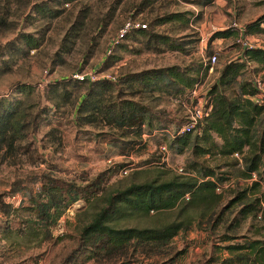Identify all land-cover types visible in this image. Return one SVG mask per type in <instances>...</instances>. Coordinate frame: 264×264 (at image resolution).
I'll return each mask as SVG.
<instances>
[{"label":"trees","instance_id":"obj_1","mask_svg":"<svg viewBox=\"0 0 264 264\" xmlns=\"http://www.w3.org/2000/svg\"><path fill=\"white\" fill-rule=\"evenodd\" d=\"M75 1L63 2L70 4ZM159 1L142 0L136 10L138 13L150 11ZM213 1L198 3L204 7L211 6ZM39 11L51 19L60 16V12L53 9H49V13L43 8ZM202 15L196 16L194 21L189 12L163 14L148 24L147 29L134 30L125 39L132 38L153 53L172 51L190 55L199 42L194 35L174 39L156 32L155 28L165 23L180 22L187 30L192 23L199 22ZM245 34L264 37V15L245 25ZM237 36L232 29L214 33L210 38L208 56L214 55L215 41H235ZM237 47L235 43L230 49ZM32 48H37L36 42H33ZM110 63L107 59L104 66L109 67ZM251 67L254 73L264 72V45L241 49L236 59L222 66L219 77L204 96L205 112L200 121L194 123L187 118L171 124L173 135L170 132L172 137L166 135L169 148L179 155L191 154L192 159L185 170L192 175H175L155 167L156 178L133 180L111 192L105 190L103 180H94L80 189L71 184L60 185L46 175L37 196L26 195L33 202L30 208L36 212L37 219L31 221L26 230L20 228L18 232L37 237L44 235L46 241L49 229L57 225L71 205L80 200L87 203L100 200L101 205L92 221L81 229L79 246L81 251L89 254L88 259H121L131 250L149 252L167 247L181 233L188 232L197 218L200 221L209 219V222L218 218L216 224H220L225 211H234L231 210L233 208H239L238 216L233 220L236 226H241L250 218L264 220V96L254 80L246 78V72ZM211 68V65L202 62L186 67L176 65L121 74L114 80L107 77L94 81L61 78L46 86L51 97L40 94L31 85L18 84L12 98L0 96V150L9 149L17 154L22 142L27 139L29 129H40L42 121L45 127L47 123L54 122L64 126L66 121L77 129V134L81 136L78 139L88 138L89 142L103 143L107 150L106 159L117 154L129 156L146 147L143 140L145 134L151 136L154 132L168 130L169 120H164L161 113L155 111L162 98L170 97L180 104L198 103L193 92L204 83ZM262 78L264 83V76ZM36 92L38 112L29 120L31 113L25 99ZM84 127L109 128L110 133H95ZM235 154L241 155L242 163L235 158L233 163H224L231 168L230 172H221L222 166L207 165L206 158L230 159ZM1 158V162L7 160L6 154H2ZM115 168L123 174L129 173L131 167L119 165ZM253 174L257 176L256 181L234 190V198L221 208L225 189L218 193L217 188L231 182L230 176L248 181ZM13 189L12 197L17 192L25 193L20 185H15ZM13 210L11 203L0 204V212L6 218L11 217ZM171 211H177L176 218L160 226L141 228L127 225L148 219L152 214ZM230 240L233 238L224 241ZM225 248L232 256L223 264H264V241L247 239L243 244Z\"/></svg>","mask_w":264,"mask_h":264},{"label":"rangeland","instance_id":"obj_2","mask_svg":"<svg viewBox=\"0 0 264 264\" xmlns=\"http://www.w3.org/2000/svg\"><path fill=\"white\" fill-rule=\"evenodd\" d=\"M63 1L0 0V96L12 98L18 84H26L35 87L40 94L51 97L46 89L49 82L78 74L119 77L121 74L153 68L205 63L209 57L210 38L215 32L230 29L234 22L245 26L264 15V0H214L211 6L204 7L198 1L205 0H161L154 9L142 13L136 10L142 0H77L70 4ZM41 8L47 13L49 9L58 11L60 16L51 19L39 11ZM186 12L192 13L193 20L200 13L203 15L187 30L180 22H173L159 25L155 31L174 39L194 35L199 42L190 55L172 51L149 52L132 38L114 46L115 38L127 21L137 20L150 25L163 14ZM253 38L264 45L263 36ZM33 42L37 44L36 49L32 48ZM235 43L233 39L214 42L217 62L193 95L200 107H204V96L219 77L222 66L239 56V46L236 50L230 49ZM107 59L111 62L109 67L104 66ZM252 68L246 72V78L262 80L264 72L257 74ZM37 92L25 99L31 113L29 120L38 112ZM147 103L150 102L147 100ZM196 104H180L176 99L162 98L155 111L160 112L164 120H169L168 130L164 133L154 132L151 136L145 134L143 140L146 147L129 156L117 154L106 159L107 150L103 143L89 142L88 138L78 139L81 136L77 134V129L66 124V121L64 126L54 122L47 123L46 127L42 121L40 129H29L27 139L22 142L21 150L16 155L9 149L0 150V160L4 153L7 159L0 161V204L11 203L14 209L10 218L0 212V254L5 251L8 264H223L225 259L232 256L225 248L228 245H240L247 239L264 241L263 218H250L241 226H236L233 220L238 216L239 208H233L231 210L234 211H225V217L220 215V224H216L218 218L210 222L209 219L200 221L197 218L188 232L181 233L167 247L149 252L131 250L128 256L121 259H88L89 254L81 251L79 246L80 232L92 221L101 205L100 200L90 203L80 200L71 205L57 225L47 230L49 237L46 241L44 235L37 237L18 232L20 228L26 230L31 221L37 219L36 212L30 208L33 202L26 195L36 197L46 175L60 185L71 184L80 189L94 180H103L105 190L110 192L133 180L156 178L155 167L179 175L178 168L187 169L192 157L190 153H173L166 135H173L171 124L191 118ZM83 129L110 133L109 128ZM163 146L167 147L166 152L161 150ZM206 159L211 167L222 166L221 172L231 171L224 163L236 161L234 158ZM148 161L152 162L146 165ZM119 165H130L129 173L124 175L118 172L115 167ZM230 177V186L224 190L221 208L234 198V190L247 185L244 180ZM15 185L23 187L26 194L17 192L13 196L15 200L11 202ZM260 215L263 217V213ZM176 216L177 211L152 214L148 219L127 225L141 228L160 226ZM230 237L233 240L224 241Z\"/></svg>","mask_w":264,"mask_h":264},{"label":"built area","instance_id":"obj_3","mask_svg":"<svg viewBox=\"0 0 264 264\" xmlns=\"http://www.w3.org/2000/svg\"><path fill=\"white\" fill-rule=\"evenodd\" d=\"M137 29H147V24L143 23L141 21H137V20H130L127 21L123 27L120 29L117 37L114 40V46L118 45L121 41H123L127 35L129 33H131L134 30ZM230 29H232L233 31H236L238 36L236 38V43L238 44V46L243 50V49H253V48H259L261 47V45L258 43V41L253 38V36H247L245 34V26H241L239 25L237 22H234ZM216 33V32H215ZM217 62V55H213L207 58V60L205 61L206 64H209L212 66L211 70L213 69V65ZM75 78L79 79V80H84L85 78L90 79L91 81H94L100 77H98L97 75H91L86 76V75H75ZM103 77H107V78H111L112 80L115 79V77H111V76H103ZM254 83L255 86L261 91L262 95L264 96V83L262 82V80L260 78H256L254 79ZM199 87H197L194 92L193 95L196 93V91L198 90ZM204 108L200 107L199 105H195L194 109H193V113L191 116V120L194 123H197L198 121H200L204 115ZM161 150L166 152L167 147L163 146L161 147ZM233 158L237 159L240 163H242V157L240 154H235L233 156ZM178 174L181 176H190L192 174L188 173L184 168H178L177 170ZM128 172H123L124 175H126ZM257 176L256 174L252 175V178L247 182V184H251L253 181H256ZM230 184H225L224 187H219L217 188V192L220 193L223 191V188H227L229 187ZM15 200V197H13V199H11V202H13ZM0 264H3L2 260L0 259Z\"/></svg>","mask_w":264,"mask_h":264},{"label":"crops","instance_id":"obj_4","mask_svg":"<svg viewBox=\"0 0 264 264\" xmlns=\"http://www.w3.org/2000/svg\"><path fill=\"white\" fill-rule=\"evenodd\" d=\"M4 253H5V251H4ZM4 253L0 254V259L2 260L3 264H8V262L6 261L7 259L4 257V256H6V255H4Z\"/></svg>","mask_w":264,"mask_h":264}]
</instances>
